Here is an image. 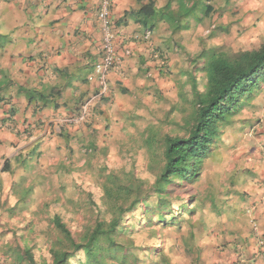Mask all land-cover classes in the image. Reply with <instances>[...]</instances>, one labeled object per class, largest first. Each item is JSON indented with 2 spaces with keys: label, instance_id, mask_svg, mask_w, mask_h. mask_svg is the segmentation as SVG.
I'll list each match as a JSON object with an SVG mask.
<instances>
[{
  "label": "rangeland",
  "instance_id": "obj_1",
  "mask_svg": "<svg viewBox=\"0 0 264 264\" xmlns=\"http://www.w3.org/2000/svg\"><path fill=\"white\" fill-rule=\"evenodd\" d=\"M191 2L183 0L182 9L176 3V10L191 7ZM196 2L198 9L188 14L181 11L174 18L176 30L166 28L157 35L158 44L151 41V57L144 64V71L141 65V73L134 78L133 92L126 96L118 94L109 86L111 73L107 75V90L100 93L105 99L90 101L87 117L92 116L82 123L79 134L65 133L58 146L42 151L38 148V153L30 155L26 149H20L21 143L0 144V264H28L25 260L17 261L14 255L25 247L32 250L39 264H52L51 248L58 237L52 223L56 215L76 241L82 242L84 235L102 220L103 212L109 218L104 191L109 176L122 182L143 181L144 189L149 190L160 176L162 165L145 140L151 130H158L160 138L186 135L183 125L191 114L193 98L186 73L195 72L198 56L213 49L233 56L257 50L264 44V0H215L214 12L209 16L203 14L205 2ZM1 6L0 3V19L12 21V12L2 11ZM15 30L22 39L27 37L20 29ZM29 30L30 27L26 41L31 43L36 38L35 28ZM13 37L0 35V66L7 73L0 76V85L4 88L10 80L12 84L7 90L15 98L21 94H17L10 65L20 76L27 69L18 64L19 56L13 54ZM162 39L166 40L165 45L157 50ZM115 43L116 38L114 46ZM28 48L25 57L32 64L35 47ZM117 56L115 69L121 61L118 53ZM101 58L98 54L92 63H99ZM33 59L37 61V57ZM196 78L201 79L202 74L198 73ZM260 87L243 100L239 111L223 128L199 179L193 184L170 186L169 212L154 210L147 215L139 211L138 217L131 220L136 225L132 240L136 245L145 244L140 264L241 263L246 245L243 242L242 246L240 238L246 230L259 232L255 214L260 209L255 204L257 191L250 192L247 187H253L250 173H264V83ZM116 104L121 111H116ZM1 108L6 106L0 104ZM109 112L113 115L111 120L105 117ZM67 121L66 125L71 126ZM95 124L97 131L93 129ZM7 167L9 171H4ZM259 178L253 181L257 188L263 184ZM184 200L187 208L181 207ZM171 215L179 217L177 224L160 222V216ZM149 219L153 222L149 223ZM229 253L238 255V259H229L228 263ZM79 256L84 260L82 252ZM80 257L71 259L70 264H76ZM108 264L120 263L109 260Z\"/></svg>",
  "mask_w": 264,
  "mask_h": 264
},
{
  "label": "crops",
  "instance_id": "obj_2",
  "mask_svg": "<svg viewBox=\"0 0 264 264\" xmlns=\"http://www.w3.org/2000/svg\"><path fill=\"white\" fill-rule=\"evenodd\" d=\"M154 1L159 3V7L172 4V13L176 11V3L179 8V2H183ZM102 2L103 0H0L2 11L12 12L14 16L12 21L0 19V35L14 36L16 53L13 54L19 56L18 64L27 69L26 73L20 76L14 70L15 66L10 65L9 70L12 69L11 73L15 75L17 91L20 87H34L42 91L59 90V100L62 101L58 110L53 107L37 110L34 105L28 103L24 95L13 98L11 104L0 109V144L10 145L15 141L18 146L21 143L20 149H26L27 155H30L38 153V148L42 151L58 146L59 138L63 139L65 133L71 134L74 131V135H77L83 130L82 123L68 126L65 122L79 118L86 97L100 87L95 73L98 62L93 64L92 61L97 59L102 49L103 33L99 17ZM140 3L139 0H114L108 17L111 27L116 28L115 45L121 59L119 66L110 74L109 86L125 96L133 92L136 86L134 78L141 73V65L144 71V64L148 57H151L148 51L151 41L158 44L156 37L159 32L174 28V25L171 28L163 20L159 21L153 30H149V26L144 25L137 12L141 8ZM31 20L33 22H29ZM29 27V32L35 28L36 38L31 43L26 41L30 38L27 31ZM15 29H20L27 37L22 39ZM165 41L160 40L156 49L163 48ZM27 42L30 44L26 45ZM29 46L30 49L35 47L33 58L37 57V61L32 58V64H28V58L25 57ZM83 72H86L85 76ZM115 107L117 112L121 111L120 105L116 104ZM105 117L111 120L113 115L109 112L105 113ZM93 129L97 131L96 124ZM9 132L15 133L10 135ZM26 141L27 147L24 146ZM256 177H260L259 182L263 183L260 188L253 183ZM250 178L253 187L247 189L250 192L256 190L258 196L255 204L256 208L260 209L256 210L255 214L259 220V232H255L257 229L246 230L245 236L240 238L242 246L244 247L243 242L246 245V250L241 252L243 255L240 264H264V173H250ZM260 240L263 241L262 247L258 245ZM226 255L227 262L229 259H238V255Z\"/></svg>",
  "mask_w": 264,
  "mask_h": 264
},
{
  "label": "trees",
  "instance_id": "obj_3",
  "mask_svg": "<svg viewBox=\"0 0 264 264\" xmlns=\"http://www.w3.org/2000/svg\"><path fill=\"white\" fill-rule=\"evenodd\" d=\"M139 1L141 8L137 12L144 25L149 26V30H153L156 24L163 20L171 28L174 25L173 30H176L174 18H178L182 10L172 13L173 7L170 3L159 7L154 0ZM202 1L205 2L203 14L211 15L214 12L212 5L215 0ZM192 2L191 7H185L183 13L188 14L198 9V2L196 0ZM179 5H183V2H179ZM179 8L182 9L181 6ZM114 29L116 28L112 27L116 37ZM116 65L117 63L107 75L114 71ZM194 68L195 75L192 71L186 73V76H189L188 80L190 79L188 83L191 85L193 97L191 114L183 125L186 135L160 138L158 130H151L145 140L154 158L162 165L161 174L156 182L149 190H145L143 181L122 182L116 179V176L107 177L104 191L109 218L106 211L103 212L102 220L96 222L93 230L84 235L82 242L76 241L59 215L54 216L52 223L58 237L54 242L55 247L51 248L52 264H70L71 259L80 257V252L84 254V260L80 257L76 264H108L109 260L120 264H140L141 255L146 251L145 244L136 245L132 240L136 225L131 223V220L138 217L139 211H145L144 214L147 215L154 210L160 213L165 209L169 212L168 207L172 203L168 192L170 186L193 184L199 179L203 164L212 156L213 148L219 143L223 128L229 123V119L239 111L243 100L253 96L264 83V44L257 50L245 51L233 56L217 49L205 51L198 56ZM5 73L0 66V76L5 77L7 75ZM198 73L202 74L201 79L196 78ZM11 84L9 80L5 82L4 88L0 85V104L6 107L14 98L7 90ZM99 86L97 91L88 95L87 99L85 98L82 107L87 102L96 101L97 103V100L105 99V95H100L103 89L100 82ZM17 94L24 95L28 103L34 105L37 110L48 107L58 110L61 107L58 101L61 97L59 90L42 91L34 87H20ZM81 115L82 109L79 116ZM89 117H84V120L79 123H84ZM79 123H73L71 126L79 125ZM9 169L7 167L4 171ZM181 202L183 204L181 207L187 208L185 200ZM159 220L166 225L177 224L179 217L160 216ZM148 222L151 223L153 220L149 219ZM101 243L108 247H103ZM14 255L19 262L25 260L28 264H39L30 248L25 247Z\"/></svg>",
  "mask_w": 264,
  "mask_h": 264
},
{
  "label": "built area",
  "instance_id": "obj_4",
  "mask_svg": "<svg viewBox=\"0 0 264 264\" xmlns=\"http://www.w3.org/2000/svg\"><path fill=\"white\" fill-rule=\"evenodd\" d=\"M112 0H103L102 10L99 14L101 25H102V33H103V43L101 49V61L98 63L95 69L96 76L100 82V84L105 87L103 88L105 91L106 87V75L107 73L114 67V65L118 61L117 49L116 45L114 46L113 40L115 38L112 27L109 23L108 17L110 13V4ZM90 102L85 105L84 111L82 115L77 119H70L67 121L69 124L79 123L84 120V117L87 116V108Z\"/></svg>",
  "mask_w": 264,
  "mask_h": 264
},
{
  "label": "clouds",
  "instance_id": "obj_5",
  "mask_svg": "<svg viewBox=\"0 0 264 264\" xmlns=\"http://www.w3.org/2000/svg\"><path fill=\"white\" fill-rule=\"evenodd\" d=\"M111 2H112V1H111ZM102 4H103V2H102ZM110 5H111V4H110ZM109 10H110V8H109ZM109 14H110V13H109ZM262 244H263V241L261 240L260 243H259V246L262 247Z\"/></svg>",
  "mask_w": 264,
  "mask_h": 264
}]
</instances>
